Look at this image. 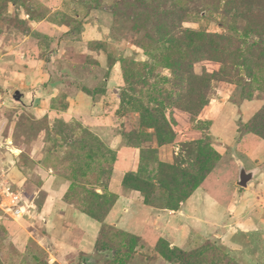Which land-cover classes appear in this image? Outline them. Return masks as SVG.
Segmentation results:
<instances>
[{"label": "rangeland", "instance_id": "obj_1", "mask_svg": "<svg viewBox=\"0 0 264 264\" xmlns=\"http://www.w3.org/2000/svg\"><path fill=\"white\" fill-rule=\"evenodd\" d=\"M0 95V264H264V0H0Z\"/></svg>", "mask_w": 264, "mask_h": 264}, {"label": "trees", "instance_id": "obj_2", "mask_svg": "<svg viewBox=\"0 0 264 264\" xmlns=\"http://www.w3.org/2000/svg\"><path fill=\"white\" fill-rule=\"evenodd\" d=\"M197 34H199L198 36L205 42L206 46L202 47L201 49H205V53L207 56V59H213L214 61H218V63L220 65H216V67H213V73L214 75H216L217 77H225L226 75H228V71L224 68L226 66H222L224 63V60L222 59L224 54L221 53V51H219L220 49V44L217 41V39H226V40H230L229 36H219V35H214V34H209L206 32H202V33H198V32H194L193 36H196ZM210 154L208 153L207 155H205L206 159L210 160L212 159L210 156ZM173 168V167H172Z\"/></svg>", "mask_w": 264, "mask_h": 264}, {"label": "built area", "instance_id": "obj_3", "mask_svg": "<svg viewBox=\"0 0 264 264\" xmlns=\"http://www.w3.org/2000/svg\"><path fill=\"white\" fill-rule=\"evenodd\" d=\"M2 96L0 95V104L2 102ZM11 142V141H10ZM0 197L4 200L14 217H19L24 209V205L21 204V197L16 193L6 177L2 166L0 156Z\"/></svg>", "mask_w": 264, "mask_h": 264}, {"label": "water", "instance_id": "obj_4", "mask_svg": "<svg viewBox=\"0 0 264 264\" xmlns=\"http://www.w3.org/2000/svg\"><path fill=\"white\" fill-rule=\"evenodd\" d=\"M245 181H246L245 178H241V180H240V184H245Z\"/></svg>", "mask_w": 264, "mask_h": 264}, {"label": "bare ground", "instance_id": "obj_5", "mask_svg": "<svg viewBox=\"0 0 264 264\" xmlns=\"http://www.w3.org/2000/svg\"><path fill=\"white\" fill-rule=\"evenodd\" d=\"M8 142H10V141H8Z\"/></svg>", "mask_w": 264, "mask_h": 264}]
</instances>
